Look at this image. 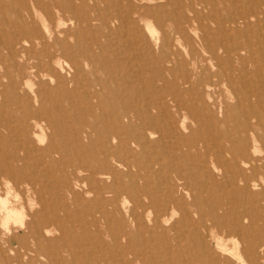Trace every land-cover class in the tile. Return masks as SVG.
Returning <instances> with one entry per match:
<instances>
[{"label": "rangeland", "instance_id": "obj_1", "mask_svg": "<svg viewBox=\"0 0 264 264\" xmlns=\"http://www.w3.org/2000/svg\"><path fill=\"white\" fill-rule=\"evenodd\" d=\"M146 2L152 3L154 1H146ZM21 3H30V2H29V0H0V39H1V41H0V92H1L0 93L1 94L0 95V104H3L2 106H0V124L3 122H8L10 127L13 126L11 128V131H9L7 133H6L5 128L0 127V133L1 134L3 132L5 133L2 135L0 134V153H3L7 156L9 155L8 157H10L12 155L14 157H17V159L16 158L11 159V157H10L9 158L10 160H8V161L0 160V161H2V162H0V166L5 167V168L7 167L8 172L11 175L12 179L17 178L18 176L21 179H22V177L23 178L24 177L29 178L31 181L34 182L36 188L38 189V191L40 193L37 194L38 196L36 195V193H33V192H31L32 194L29 193L28 196L26 193H25L26 195H23L21 189H19L17 187H11L10 188L11 190L9 189V192L6 193V190L8 189V187L4 185L5 180H3V178L0 175V185H1L0 186V197L3 199L4 198L8 199V202L10 204L16 203L15 206H17L16 212H17V216H18L17 219H15L12 216L7 218L4 216V212L2 211V208L0 207L1 208L0 209V264H23V263L29 264V260H30L31 264H41V263L42 264H47V263L48 264H52V263L53 264H62V263L63 264H77V263L78 264H102V263L103 264H109V263L110 264H131V263H133V264H137V263L138 264H145V263L146 264H151V263L152 264H168V263L171 264L170 262H172V259H173L172 264H177V263L178 264H189V263L195 264V260H196V262H198L196 264H202V263L203 264H214V262L212 261L213 258H217L220 261H222L225 258L229 257L228 253L219 251L218 247L216 246L215 240L213 238L208 237V236H203V234H204V233H202V232H204V230L202 229L203 227L200 226V224L198 223V220H197L198 218H197V216L193 215L194 212L192 210L195 211L196 208L198 209V207H201L200 210H203V211L206 210L205 212H203V211L202 212L207 217V214L210 211L208 209H210L212 205L215 206V205H217V203L219 204V202L225 203L224 201H228V203L227 202L225 203V206H228L232 213L236 212V210H244V208L246 207V202L248 201L247 193L243 192L242 189L240 188V186H237V185H231L229 187L224 185V187L223 186L217 187L215 185L214 180H217L218 182L222 181L223 177L221 175V172H216L215 176H213L212 180H211V178L208 176V171H207V169H209V168L204 167L203 165H199L200 161H198L196 158L201 157V155L204 152L203 147H202L203 141H202V139H200L201 135H204L206 138H211L213 136L218 141L220 139L223 140L224 136H221L219 134V130L223 128V131H224L227 128V124L230 127H233L235 125V120L234 119L232 120V117L227 120L228 121L227 124L222 123V120L225 118L224 114H225L227 105L230 107H231V105L232 106L236 105L239 102L238 99L253 101L256 99V97H257V99H258V97L264 98V78L262 81V79H261L262 77L258 78L254 74H252V72H254L255 70H259L262 74H264V66L261 64L256 66L254 64L249 63V65L247 66V68L250 72L248 77H247L248 80L247 81H235V84L232 86V89H233L232 97H230L231 96L230 91H229L230 88L228 89V87L224 86V85L219 86L216 89V91H213L211 89L207 90V89H205V87L203 85H200V86L195 85V87L193 88L190 85V83H186L184 81H179V77L181 76V73L185 72L186 67L187 68L190 67L189 63L186 66L184 65V67H182V66L179 67L180 70L177 69L174 73H170L169 70H166L165 68H167V69L171 68L172 66L175 65L176 61L175 60L170 61V59L167 57L166 54H164L163 59L160 61V63L157 62L158 63L157 64L155 61L156 57L154 55H152L151 53L146 52L145 54H141L140 50H138L137 53H135V55H134V57L137 60L134 59V60H131V62L129 60V54L130 53H128V52L124 53L125 55L122 54V52L119 53L120 51L118 49V46L120 47V42L122 39L121 35H126V30H125V28H122L123 29L122 30L121 27H118L119 25H118V22H116V21L110 22V24H108V27L103 26L104 28L106 27L105 28L106 30L102 29L103 27L100 25L99 22L92 21L90 24H88L89 26L86 29V31H83V33H82L83 35H81V37H78L76 39H74L72 37L71 46L66 48V51H64V52L63 51L61 52V50L57 46H55L56 44H54V42L51 39L49 41L44 40L42 43L34 45L30 50L27 48V46L26 47L24 46V48H27V49H24V48H21V46L19 44L13 43V41L15 40V37L13 34L14 26H13V24H11L12 21L14 20L13 16H15L14 11L17 8V6L20 5ZM226 4H227L226 5L227 7L230 6V4L228 2H226ZM15 6H16V8H14ZM12 9H13V11H12ZM10 11H12V13L14 12V14L12 15V13ZM38 13H39V11H38ZM11 19H12V21H11ZM67 24L60 26V30L67 29V27L74 28V26H75V24H73V23L72 24L67 23ZM115 24L117 27H115ZM143 26H144V23L141 22V27H143ZM155 28H157V27H155ZM112 30H114V31H112ZM156 30H157V32H159L158 29H156ZM107 31L109 32V34L107 33ZM167 33H169L168 30H167ZM3 34H4V36H3ZM119 34H120V36H119ZM96 36H98V37L96 38ZM140 38L138 39L137 44L142 43L143 38H141V39ZM108 39L111 42L110 44H109ZM48 43H49V45H48ZM50 43L52 45H50ZM100 43H102V44L100 45ZM115 43H116V45H114ZM47 45H48V47H47ZM110 45L112 46L111 48H110ZM102 47L104 48L105 52L103 51ZM115 48H116V51H115ZM262 48L264 49V45H262ZM38 49L40 52L38 51ZM46 49L49 51H47ZM83 49H86L87 52L89 54H91L90 58H87V56L84 55ZM112 49H114V50H112ZM263 49H260V51L257 52L258 56L263 55L262 54ZM2 50H4V51H2ZM81 50H82V52H81ZM99 50H100V52H99ZM19 51H21V52H19ZM59 53H60V55H59ZM241 53H242V55H248V53H245L244 51ZM51 54L60 56V61L66 62V63H63L62 66H59L58 64L51 63L50 61L47 62L46 57H47V55L50 56ZM61 54H62V56H61ZM136 54H137V57H136ZM157 54L160 55V53L156 50V55ZM36 55L42 57V61L45 62L44 66L40 67L37 65L38 61L35 60L36 58H33V56L36 57ZM114 55H116V56H114ZM23 56H25V57H23ZM145 57H146V59H145ZM19 58H21L22 60ZM118 59H119V61H118ZM147 59H148V63H147ZM32 61H35L36 63L35 62L32 63ZM10 63H12V64L14 63V64L12 65ZM34 63L36 64V66ZM19 64L20 65L22 64V66H20ZM105 64H108V67ZM263 64H264V62H263ZM50 65H51V67H50ZM64 65H65V67H64ZM117 65H118V67H117ZM76 66H78V67H76ZM11 67H13V68H11ZM72 67H74V68H72ZM162 67H164V69ZM129 68H130V70H129ZM159 68L162 71H159ZM31 69H35L36 71L35 70L31 71ZM73 69H75V73H74ZM108 69H110V70H108ZM111 69H113V70H111ZM117 70H118L119 74L117 73ZM137 71H138V73H137ZM41 73H42V76H41ZM51 73H53V75ZM66 73H67V75H66ZM159 73H162V75L157 76V74H159ZM232 73L236 77L241 76L239 71H233ZM229 74H231L230 69L225 68L224 75H229ZM64 76L65 77L69 76V77L66 79ZM73 76H74V78H73ZM131 76H133V77H131ZM163 76H164V80L161 79V78H163ZM118 79H119V81H118ZM52 80H53V82H52ZM21 81H23L22 84H21ZM45 81L47 82L48 85L46 84ZM9 82H11V83H9ZM8 83L10 85H8ZM67 83L69 85H67ZM55 84H56V87H55ZM66 87L68 89H66ZM71 87L75 88V90L72 89ZM11 88H13V89H11ZM33 88H34V90H33ZM9 89H11V90H9ZM94 89H95V91H94ZM2 93H4V94H2ZM130 93H132V94H130ZM127 94H128V96H127ZM129 94H130V96H129ZM135 94L138 95L136 97L137 99L133 98L136 96ZM132 95H133V97H132ZM37 97H38V99H37ZM85 98H87V99H85ZM129 98H130V100H129ZM96 99L97 100L105 99L108 103L113 104V108L115 110H125L130 114V117L128 119L127 118H125V119L121 118V121L118 123V125H121L120 129L123 130V128H124L125 131L127 130L124 133V137L126 136V133H127V135L131 136L132 133L137 131L139 129V126H137L138 123H140V124L146 123L147 125H150L151 127H153L152 125H154V127L151 128L148 126L151 129H147L146 131L140 130V131H142V133L144 132L143 134H145V135H143L144 137L141 139L140 143L137 142V144H136V142H132V143L131 142H125L122 145V144H118L116 141H112V143L109 144V146H110L109 149H110V152L112 151L113 157H115V159L113 158L110 165L114 163L115 169H114V165H111V166L109 165L108 166L109 168L106 169L107 172L105 174H102L103 176L100 174L99 175L95 174L94 176L89 178L90 177V176H88L89 172H87L86 169H88V165L90 164V161L92 164V159H93L92 157H95L96 153L99 152L98 149L100 150V148H101V146L99 145L100 140L94 136L95 135L94 132H92L93 136L91 135V139L89 138L90 140L85 138L84 135L80 134L81 132H79L80 131L79 130V124L76 123L75 121L78 119H81V121L83 123H85L86 125L90 124L89 122L91 119V117H90L91 114L90 115H88V114L89 113H97V114L100 113V111L94 107V105L97 101ZM10 100H11V102H10ZM40 100H41V102H40ZM76 100H78V101H76ZM219 101H220V104H219ZM135 102H136V104H135ZM124 103H126V104H124ZM142 104H146V105H142ZM176 104H177V106H176ZM204 104H206L208 106V109H209L208 114L205 113L202 109V106ZM55 106H57L56 107L57 110H56ZM156 106H158L159 109H157ZM260 106L261 107L259 109H261L263 107L261 104H260ZM131 107H133V108H131ZM136 109L140 112H137ZM33 110L35 113L33 112ZM191 110H192V112H191ZM7 111H8V113H7ZM72 111H74V112H72ZM30 112L32 113V115L30 114ZM56 112H57V115H56ZM41 113H42V116L49 117L52 119L57 118L56 120H61V121L63 119V121H62V122H64L63 127L66 125L64 127L65 130L63 128V131H60L61 133H59V132H53L52 133V131L50 129H46V130H44V133L42 135L38 136L36 134H32L29 127L27 128V126H29V122H30L28 117L30 115L31 116H35L38 114L41 115ZM135 113H137V115H136L137 117L135 116ZM7 115L10 119H8V117L6 118ZM48 115H51V116H48ZM64 115L67 118L64 117ZM72 115H73V117H72L73 119L70 118ZM196 115H198V116H196ZM219 115H221V116H219ZM15 116H16V118H15ZM167 116H168V118H167ZM180 116H182L184 118H182ZM19 117H20V119H19ZM53 117H55V118H53ZM132 117H134V118H132ZM25 118L27 120H25ZM136 118L137 119L140 118L139 121ZM180 118H181V120H180ZM146 119H147V121H146ZM172 119L174 121H176V124L178 125L177 130L170 126V121ZM9 120H11V121H9ZM21 120H22V122H21ZM64 120L67 121L68 125L66 124V122ZM70 121H71V123H70ZM84 121H87V122H84ZM180 121H182V122H180ZM25 123H27V124H25ZM92 123H91V125H94L95 123H97V120H93ZM128 123H129V125L130 124L131 125L129 126ZM149 123H151V124H149ZM156 125H158L159 127ZM222 125H224V126L222 127ZM14 127H16V128H14ZM69 127L72 128V130ZM66 130H67L68 136H67ZM17 131H18V133H17ZM50 131L52 134H50ZM73 132H75V134ZM29 133L32 135H30ZM57 133L60 136L59 138H58V135H56ZM175 133H176V135H175ZM25 134L28 137H26ZM49 134L52 136H50ZM65 134H66V136H65ZM47 135H48V137H47ZM29 136H31V137L29 138ZM4 137H6V138H4ZM65 137H66V139H64ZM81 137H83V138H81ZM24 138L25 139L29 138L30 139V141L28 140L29 143H31L32 139L34 141V139L36 138L35 140L38 144L35 145L36 143L35 142L33 143V141H32L33 145L31 146L32 143L29 144L27 141L28 144L26 143V145H25L24 143H22V141H25ZM50 138L52 141L50 140ZM62 138L64 140H67V143L64 140L62 141ZM95 138H96V140H95ZM149 138H150V140H149ZM4 139H6V140L4 141ZM45 139H46V141H45ZM9 140H10V142H9ZM73 140L75 143L74 142L71 143ZM75 140L76 141L78 140V141L76 142ZM189 140H193L194 143L198 144V148H192V147L187 148V146L184 145L183 142L184 141L188 142ZM48 141H50V143ZM57 142H58V144H57ZM63 142H64V144H63ZM86 142H87V144H85ZM80 143H82V144H80ZM113 143H115V144H113ZM39 144H41V145H39ZM46 144H48V145L51 144V145L47 146ZM66 144H67V146L65 147ZM89 144L91 147L89 146ZM140 144H141V146H140ZM52 145H54L55 147ZM59 145H60V148H59ZM61 145H62V147H61ZM111 145H112V147H111ZM51 146H52V148H51ZM70 146L71 147L73 146L74 150H73V147L70 148ZM75 146L77 147V150L75 149L76 148ZM93 146H94V149L92 148ZM133 146H135L134 150H133ZM143 146H145V147H143ZM39 147H41V148H39ZM116 147H117V149H120V150H117ZM126 148L129 150H127ZM130 148H132V149H130ZM114 149L117 150V153ZM53 150H56V151L54 152ZM59 151H60V153H59ZM84 151H87V152H84ZM118 151H119V153H118ZM120 151H121V154H120ZM127 151L130 153H128ZM43 152H45V154ZM63 152H65V153H63ZM72 152H74L76 154L73 155L74 153L72 154ZM82 153L85 157L83 155H81V157H80L79 154H82ZM48 154L49 155L51 154L50 155L51 157L50 156L48 157ZM56 154L58 155V158H57ZM128 154H129V156H128ZM77 155L79 156V158ZM131 155H133V156H131ZM31 156L33 157V160H32ZM82 156H83V158H82ZM97 156L100 157L101 155H99V153H97ZM153 156H157V157L154 158ZM55 157H56V161L53 160V159H55ZM41 158L43 161L41 160ZM60 158L61 159L63 158V159L61 160ZM49 159L51 160L52 163L50 162ZM57 159H58V161H57ZM66 159H68V160H66ZM79 159H81V160H79ZM88 159H90V160H88ZM36 160H39V161H36ZM44 160H47V161L44 162ZM154 160L157 161L156 162V163H158L157 165H155ZM20 161H23V162L20 163ZM53 161H54V163H53ZM71 161H73V162H71ZM56 162L57 163L59 162L60 164L59 163L57 164ZM79 162L82 164H80ZM120 162L122 163V167H121ZM150 162H152V163L150 164ZM10 163H13V164L9 165ZM28 163H29V165H28ZM84 163H86V164H84ZM153 163L155 166L153 165ZM20 164L22 165V167ZM41 164H43L44 166H42ZM55 164H57L56 168H55V166H56ZM119 164H120V166H118ZM123 164H125V165L127 164V165L123 166ZM196 164H197V166H196ZM18 165H19V170L20 169L23 170V171L20 170V173H19V170L16 169V168H18ZM175 165H176V167H175ZM9 166H10V168H9ZM80 166L82 169L79 168ZM112 166H113V168H112ZM147 166H148V168H147ZM163 166H165V167H163ZM171 166H173V167H171ZM43 167H44V170H43ZM47 167H48V169H47ZM72 167H75V169ZM76 168H77V170H76ZM116 168H118V169L116 170ZM153 168H154V170H152ZM189 168H190V170H189ZM167 169L170 172L167 171ZM64 170H65V173H63ZM70 170H72V171L70 172ZM78 170H80V171H78ZM108 170H109V172H108ZM112 170H113V172H112ZM114 170L116 172H114ZM177 170H178V172L176 173ZM31 171L34 172L35 175ZM75 171H76V174H75ZM17 172H18V174H16ZM22 172H24V173H22ZM44 172H46V174ZM80 172H83V173H80ZM84 172L86 174H84ZM117 172L119 175L117 174ZM43 173H44V175H43ZM51 173H54V175ZM59 173H61V174H59ZM79 173H80V175H79ZM160 173H161V175H160ZM184 173H186L188 175L187 180H188V184H189L191 189H189L186 192L179 191L178 193H175V195L179 199H181L182 197L185 199V200L181 199L182 201L180 200V203L184 207H186V205L188 204L187 208H189L190 210L192 208L191 212H192L193 216H191V219H192L191 224L193 222L195 224H192L190 228L196 227L195 229L196 230L198 229L197 230L198 233H200L204 237L203 240L202 239L199 240L197 237H196L197 238L196 239L192 233L190 235L189 225L187 222L185 223L183 221L181 212L178 211V209L177 210L175 209V212L172 214L167 213L165 216L160 215L162 213L161 208H162V205L165 203L166 197H169L170 194L172 195V193H170V192H172L171 189L175 188V186L177 185V182L175 179L178 176H184ZM190 173L193 175L191 176ZM12 174H14V175H12ZM50 174L53 176V178ZM165 174H168V175H165ZM16 175H17V177H16ZM55 175H56V178H55ZM148 175L149 176L151 175V177H149ZM152 175H154V176H152ZM36 176H38V178ZM57 176H58V178H57ZM71 176H75V177L71 178ZM95 176L96 177L100 176V178L99 177L96 178ZM19 177H18V179H20ZM33 177L36 178V179L34 178L36 182L34 180H32ZM76 177H77V179H75ZM161 178L164 179L165 181L164 180L162 181ZM53 179L55 181H53ZM66 179L68 180V182H63ZM78 179H80V180H78ZM156 179H157V181H156ZM194 179H195V181H194ZM180 180H181L180 182H186L185 181L186 179L185 180L180 179ZM82 181L83 182L85 181V182L83 183ZM193 181H194V183H193ZM61 182L66 183L69 186L68 185L65 186V184H62ZM79 182H82L81 183L82 185ZM96 182L97 183L99 182L98 185ZM199 182H202V184L200 183L201 185H199ZM57 183H58V186H57ZM101 183H103V184H101ZM162 183L165 185H162ZM55 184H56V186H55ZM195 184H196V186H195ZM52 185L54 186V188ZM61 185H63V186H61ZM158 185H160V186H158ZM77 186H78V188H77ZM202 186L204 188H202ZM48 187H49V189H48ZM62 187H64L65 189L64 188L62 189ZM162 187L163 188L165 187V188L163 189ZM258 187L259 188L255 187L254 189L251 190L252 192H256V197L258 196V191L261 189V186H258ZM46 188L48 189L47 191H46ZM67 188L68 189L71 188L69 190L70 192L68 191ZM101 188H103V189H101ZM122 188L125 191H123ZM236 188H237V190H236ZM44 189H45V191H44ZM72 189H73V191H71ZM196 189H197V191H195ZM84 190H86V192ZM156 190L157 191L159 190L158 191L159 193ZM207 190H208V192H207ZM141 191H142V193H141ZM151 191L152 192L156 191V193L155 192L152 193ZM161 191H163V192H161ZM214 191H216V193ZM115 192H117L116 195H115ZM123 192L125 194H123ZM128 192L129 193L131 192L132 194L129 195ZM72 193H74V194H72ZM40 194H42V195L40 196ZM107 194H110V195H107ZM148 194L150 195V197ZM234 194H236V195L234 196ZM20 195H21V197L19 198ZM43 195H44V199H43ZM72 195H73V197H72ZM143 195L146 197H144ZM121 196H122V198H121ZM158 196L160 198H163V199L160 200V198ZM190 196L192 198L193 197L194 198L192 199ZM36 197L39 198V199L37 198V200L39 202H40V200H44V207L42 208V210L40 209V204L36 203V202H38L35 199ZM116 197L118 198V200L116 199ZM217 197H221V200H220V198H217ZM12 198H14V199H12ZM114 198H115V200H114ZM152 198L155 202L152 200ZM19 200H21V201H19ZM29 200H31V201H29ZM183 200L186 202V204L182 203ZM197 200L199 202H197ZM229 200L231 201V203ZM56 201H58L57 202L58 204L56 203ZM59 201H61V202H59ZM121 201H122V203H121ZM151 201H153V202L151 203ZM27 202L29 203V205ZM30 202H31V204H30ZM137 202L140 204V206H139V204H137ZM142 202H143V204H142ZM65 203L67 205H64ZM200 203H202V204H200ZM1 204L2 203L0 201V206H1ZM53 204H56V205H53ZM59 204H60V206H59ZM151 204H152V206H151ZM156 205H157V207H156ZM182 205H181V207H182ZM191 205L193 207H191ZM50 206L53 208H51ZM233 206H234L235 210H233ZM236 206H237V208H236ZM48 207L51 210H49ZM150 207H151V210H150ZM144 208H145V211H144ZM146 208L148 209V211ZM155 208H157V209H155ZM125 209H127V210H125ZM37 210L44 212V213L43 214L38 213V214H35V216H34V211L36 213ZM30 211H31V213H30ZM51 211H53V212H51ZM219 212L221 213L222 210H219ZM50 213L52 215V218L50 217ZM52 213H54V214H52ZM65 213H66V215H65ZM27 214H29V216ZM56 214H57V216L58 215L59 216L55 217ZM141 214H142L143 220L141 219L139 221V219L141 217L139 215H141ZM42 215H44V218L42 217ZM63 215H65L66 217ZM119 215L121 217H118ZM154 215L155 216L157 215V216L155 217ZM124 216L126 217V219ZM137 216H139L138 217L139 219H137ZM174 216H175V218H174ZM35 217H37L39 222H40V218H41V222L39 223L37 221V219H35ZM62 217H64V218H62ZM193 217H194V219H193ZM29 218H31L30 219L31 221L29 220ZM45 218H47L49 220L53 219V218L54 219L50 220V222L48 221V223L46 224ZM100 218H102V219H100ZM121 218L123 220L125 219L126 221L124 220V222H122L123 220ZM179 218H181V219H179ZM120 219L122 220L121 222H120ZM25 220L26 221L28 220L27 223ZM173 220H175V223ZM19 221H22L23 223L20 224ZM129 221H130V223H129ZM131 221H133V222H131ZM135 221H138V223L140 225L137 222L135 223ZM196 221H197V223H196ZM158 222H160V223H158ZM147 223H148V225H147ZM181 223H183L184 225ZM50 224L52 225L51 228H49ZM57 224H59V225H57ZM30 225H32V226L30 227ZM46 225L48 227H46ZM135 225L136 226L138 225V226L135 227ZM169 225H171V226H169ZM173 225H175V228ZM182 225H183L184 229H183ZM56 226H58V227H56ZM115 226L117 229L115 228ZM142 226H143V228L145 227V229L139 228ZM164 226L166 228L161 230V228H164ZM178 226L181 227V228L179 227L180 230L177 228ZM41 227H43L44 229ZM121 227L123 229H120ZM169 227H170V229H169ZM171 227H172V229H171ZM54 228L57 229V231L53 230ZM146 228H147V230H146ZM156 228H158V229H156ZM96 229H97V231H95ZM108 229L110 231H108ZM200 229H201V231H200ZM124 230L127 232L126 234L124 233L125 232ZM155 230H156V232H155ZM168 230H170V231H168ZM113 231H115V232L117 231L118 233L116 232L117 233L116 234ZM179 231H180V233H179ZM104 232L106 233L105 235L103 234ZM146 232H149V233L146 234ZM152 232H153V234H152ZM163 232L166 234V236ZM111 233L113 235L119 236L117 238L118 241L116 240L118 242V244L115 243L116 241L112 240L113 238H111L112 236H110V235H112ZM173 233H175V234H173ZM101 234L104 236H102ZM150 234L152 237L150 236ZM160 234L162 237L160 236ZM168 234H170V236ZM187 234H189V235H187ZM123 235H125V236H123ZM167 235L170 238L167 237ZM173 236L174 237L180 236L179 237L180 238V241H179L180 245H182V247H184L186 245L185 246L186 250L189 249L188 253L190 255H188L187 252H186V254L184 253L183 255H181L185 261H182L183 259L181 261L179 260V259H181L180 258L181 256L179 257V255L175 252V247L173 248L174 245L169 246V249H168L169 251L171 249H173L170 251V256L168 254L169 251H167V250L164 251V248H163L164 245L163 244H166L167 240H168V242L172 243L171 240L174 238ZM121 237L124 239H122ZM142 237H143V239H142ZM157 237H160V238H157ZM165 237H166V239H165ZM101 238L103 240H101ZM125 238H126V240H125ZM152 238H154V240ZM182 238L186 239L187 241L183 240ZM192 238L194 240H192ZM131 239H133V240H131ZM195 239H196V241H195ZM103 241H106V243H103ZM143 241L145 244L143 243ZM188 241L191 244H189ZM154 242H156V243H154ZM158 242H160V243H158ZM99 243H100V245H99ZM109 243H110V245H109ZM120 243H121V245H120ZM184 243H186V244H184ZM203 243H206V244H203ZM103 244H105V245L107 244V247ZM158 244H160L161 246ZM196 244H198V246ZM208 244H210V245H208ZM111 245H112L113 249H112ZM122 245H123V247H122ZM150 245H152V246H150ZM95 246H97L98 248H96ZM100 246L102 247V249H100L101 248ZM124 246L126 247V249L124 248ZM187 246L189 248H187ZM193 246H195V247H193ZM231 246H232V242L227 243L228 248H230ZM61 247H62V249H61ZM63 248H65V249H63ZM67 248H68V251H67ZM132 249H134V250H132ZM64 250L66 251L65 253H64ZM103 250H105V251H103ZM113 250L114 251L117 250V251L113 252ZM129 250H131L133 253H135V252L139 253L140 258L132 257V255L129 253ZM212 250H214V251H212ZM45 251H46V253H45ZM52 251L53 252L55 251L54 252L55 254ZM157 251H159V253ZM217 251L221 252V253H218ZM47 252H48V254H47ZM57 252H59V253H57ZM127 252H128V254H126ZM164 252H166L167 254ZM214 252H217V253L213 254ZM41 253H43V254H41ZM225 253H226V255H223ZM58 254H59V256H58ZM124 254H126V255H124ZM172 254H175L173 256V258H172ZM208 254L210 255V257L208 256ZM118 255L122 260L118 257ZM193 255H194L195 259H194ZM199 255H201V256H199ZM99 256H101V257H99ZM102 256H104V257H102ZM141 256H143L144 260H142ZM165 256H166V258H165ZM168 256H169V258H168ZM124 257L126 258V260ZM148 257H150V258H148ZM175 257H176V259H175ZM211 257H213V258H211ZM45 258H47V259H45ZM100 258H103V259H100ZM192 258H193V260L191 261ZM138 259H140V260H138ZM177 259L179 260V262H177L178 261ZM135 260H136V262H135ZM169 260H170V262H169ZM174 260H177V261H174ZM188 260H190V261H188ZM32 261H33V263H32ZM140 261L141 262L145 261V262L141 263ZM199 261H202V263L201 262L199 263Z\"/></svg>", "mask_w": 264, "mask_h": 264}, {"label": "bare ground", "instance_id": "obj_2", "mask_svg": "<svg viewBox=\"0 0 264 264\" xmlns=\"http://www.w3.org/2000/svg\"><path fill=\"white\" fill-rule=\"evenodd\" d=\"M77 1V2H76ZM146 1H154L152 3H147ZM30 3H21L20 5L14 7L15 9V16L14 20L12 21L11 24H13L14 28H13V34L15 37V40L13 41V43L15 44H19L21 46V48H24V46L30 50L34 45L36 44H40L42 43L44 40H52L54 42V44H56L55 46H57L61 52L66 51V48H68L69 46H71L72 42V37L74 39L81 37V35H83V31H86V29L88 28V24H90L92 21H97L100 23V25L103 26H107L108 24H110V22H118V27L125 28L126 30V35H121L122 39L120 42V47L118 46L119 49V53L122 52V54L124 53H130L129 54V60L131 62V60L136 59L134 57L135 53H137L138 50H140L141 54H145L147 53H151L152 55H154L155 61L156 63L159 62L163 59L164 54L167 55V57L170 59V61L175 60L176 63L174 66H172L171 68L166 70H169L170 73H174L177 69L180 70L179 67H184V65L186 66L188 63L190 64V67H186V70L184 73H181V76L179 77V81H184L186 83H190V85L194 88L195 85L196 86H200L203 85L205 87V89L209 90H213L216 91V89L221 86H227L229 91H230V97H232L233 95V89L232 86L235 84V81H247V77L249 75V70L247 68V66L249 65V63L254 64L256 66L258 65H263L264 62V49L262 48V45H264V0H29ZM226 2H228L230 4L229 7H227ZM247 2V3H246ZM12 7V6H11ZM13 11V9H12ZM12 11H10L12 13ZM39 11V13H38ZM14 12L12 13V15L14 14ZM10 16V15H9ZM10 20V19H9ZM7 21V20H6ZM141 22L144 23V26L141 27ZM67 23L70 24H75L74 28L72 27H67V29H63L60 30V26L65 25ZM10 24V23H9ZM68 25V24H67ZM100 27V26H99ZM101 27V28H102ZM111 27V26H110ZM115 27L116 24H115ZM157 27V28H155ZM106 28V27H105ZM104 27L102 29L106 30ZM113 28V27H112ZM111 28V29H112ZM91 29V28H90ZM100 29V28H99ZM98 29V30H99ZM117 29V28H116ZM120 29V30H121ZM159 30V32H157V30ZM4 30V29H3ZM96 30V29H95ZM108 30V29H107ZM118 30V29H117ZM119 30V31H120ZM123 30V29H122ZM124 30V31H125ZM167 30L169 33H167ZM8 31V30H7ZM114 31V30H112ZM116 31V30H115ZM3 32V31H2ZM10 32V31H9ZM88 32V31H87ZM95 32V31H94ZM106 32V31H105ZM107 33L109 34V32L107 31ZM106 33V34H107ZM114 33V32H113ZM123 33V32H122ZM125 33V32H124ZM111 34V33H110ZM121 34V33H120ZM119 34V36H120ZM79 35V36H78ZM105 35V34H104ZM2 36V35H1ZM4 36V34H3ZM102 36V35H101ZM118 36V37H119ZM98 36H96L97 38ZM143 38V41L141 44H137V41L139 38ZM13 38V37H12ZM87 38V37H86ZM140 38V39H141ZM115 39V38H114ZM83 40V39H82ZM98 40V39H97ZM105 40V39H104ZM1 41V39H0ZM99 41V40H98ZM109 41V39H108ZM117 41V40H116ZM5 42V41H4ZM84 42V41H83ZM94 42V41H93ZM6 43V42H5ZM105 43V42H104ZM111 42L109 41V44ZM114 43V42H113ZM90 44V43H89ZM102 43H100L101 45ZM49 45V43H48ZM47 45V47H48ZM50 45H52L50 43ZM99 45V46H100ZM112 45V44H111ZM110 45V48L112 47ZM116 45V43L114 44ZM104 46V45H103ZM107 46V45H106ZM46 47V48H47ZM2 48V47H1ZM24 48V49H27ZM42 48V47H41ZM103 48V47H102ZM3 49V48H2ZM48 49V48H47ZM46 49V50H47ZM57 49V48H56ZM97 49V48H96ZM99 49V48H98ZM260 49H263L262 51V56H258V53L260 51ZM19 50V49H18ZM28 50V51H29ZM114 50V49H112ZM156 50L160 53L156 55ZM4 51V50H2ZM39 51V49H38ZM49 51V50H47ZM68 51V50H67ZM91 51V50H90ZM96 51V50H95ZM102 51V50H101ZM104 51V48H103ZM110 51V50H109ZM116 51V48H115ZM245 52L248 53V55H242L241 52ZM21 52V51H19ZM26 52V51H25ZM40 52V51H39ZM43 52V51H42ZM60 52V53H61ZM82 52V50H81ZM100 52V50H99ZM105 52V51H104ZM13 53V52H12ZM54 53V52H53ZM59 53V55H60ZM83 53L85 56H87V58L91 57V54H89L87 52L86 49H83ZM96 53V52H95ZM98 53V52H97ZM118 53V54H119ZM139 53V54H140ZM55 54V53H54ZM58 54V53H57ZM94 54V53H93ZM92 54V55H93ZM140 54V55H141ZM18 55V54H17ZM24 55V54H23ZM31 55V54H30ZM29 55V56H30ZM98 55V54H97ZM117 55V54H116ZM114 55V56H116ZM120 55V54H119ZM125 55V54H124ZM139 55V56H140ZM22 56V55H21ZM44 56V55H43ZM62 56V54H61ZM118 56V55H117ZM121 56V55H120ZM147 56V55H146ZM25 57V56H23ZM22 57V58H23ZM101 57V56H100ZM137 57V54H136ZM142 57V56H141ZM33 58H36L35 60H37L38 62V66L42 67L44 66V61H42V57L36 55V57L33 56ZM45 58V57H44ZM47 62L50 61L51 63L54 64H58L59 66H62L63 63L66 62H61L60 61V56L57 55H53L51 54L50 56L47 55ZM75 58V57H74ZM154 58V57H153ZM11 59V58H10ZM21 59V58H19ZM29 59V58H28ZM109 59V58H108ZM141 59V58H140ZM146 59V57H145ZM22 60V59H21ZM63 60V59H62ZM90 60V59H89ZM93 60V59H92ZM111 60V59H110ZM137 60V59H136ZM94 61V60H93ZM102 61V60H101ZM119 61V59H118ZM31 62V61H30ZM35 61H32V63ZM104 62V61H103ZM111 62V61H110ZM117 62V61H116ZM125 62V61H124ZM24 63V62H23ZM27 63V62H26ZM36 63V62H35ZM34 63V64H35ZM122 63V62H121ZM129 63V62H128ZM147 63H148V59H147ZM153 63V62H152ZM12 64V63H10ZM14 64V63H13ZM12 64V65H13ZM33 64V65H34ZM78 64V63H77ZM86 64V63H85ZM154 64V63H153ZM158 64V63H157ZM20 65V64H19ZM108 67V64H105ZM133 65V64H132ZM136 65V64H135ZM22 66V64L20 65ZM36 66V64H35ZM125 66V65H124ZM140 66V65H139ZM51 67V65H50ZM65 67V65H64ZM78 67V66H76ZM80 67V66H79ZM113 67V66H112ZM115 67V66H114ZM118 67V65H117ZM150 67V66H149ZM165 67V66H164ZM164 67H162L164 69ZM13 68V67H11ZM29 68V67H28ZM31 68V67H30ZM57 68V67H56ZM74 68V67H72ZM125 68V67H124ZM153 68V67H152ZM225 68H229L231 71V74L229 75H224V71ZM47 69V68H46ZM59 69V68H58ZM77 69V68H76ZM127 69V68H126ZM137 69V68H136ZM35 70V69H31ZM49 70V69H48ZM52 70V69H51ZM74 73H75V69ZM72 70V71H73ZM110 70V69H108ZM113 70V69H111ZM130 70V68H129ZM134 70V69H133ZM36 71V70H35ZM40 71V70H39ZM77 71V70H76ZM81 71V70H80ZM115 71V70H114ZM127 71V70H126ZM159 71H162L159 68ZM233 71H239L241 76L236 77L232 72ZM65 72V71H64ZM63 72V73H64ZM108 72V71H107ZM111 72V71H110ZM133 72V71H132ZM135 72V71H134ZM16 73V72H15ZM56 73V72H55ZM54 73V74H55ZM69 73V72H68ZM71 73V72H70ZM73 73V72H72ZM118 73V70H117ZM127 73V72H126ZM138 73V71H137ZM17 74V73H16ZM53 75V73H51ZM57 74V73H56ZM59 74V73H58ZM113 74V73H112ZM119 74V73H118ZM252 74H254L256 77H262V81L264 78V74H262L259 70H255L254 72H252ZM38 75V74H37ZM45 75V74H44ZM67 75V73H66ZM72 75V74H71ZM90 75V74H89ZM92 75V74H91ZM124 75V74H123ZM129 75V74H128ZM131 75V74H130ZM162 73L157 74V76H161ZM18 76V75H17ZM42 76V73H41ZM57 76V75H56ZM75 76V75H74ZM73 76V78H74ZM45 77V76H44ZM65 77V76H64ZM69 76L65 77L66 79ZM117 77V76H116ZM133 77V76H131ZM135 77V76H134ZM35 78V77H34ZM64 78V79H65ZM71 78V77H70ZM69 78V79H70ZM77 78V77H76ZM118 78V77H117ZM124 78V77H123ZM56 79V78H55ZM97 79V78H96ZM115 79V78H114ZM139 79V78H138ZM162 80H164V76L163 78H161ZM260 79V80H261ZM26 80V79H25ZM36 80V79H35ZM48 80V79H47ZM49 81V80H48ZM70 81V80H69ZM119 81V79H118ZM137 81V80H136ZM23 81H21L22 84ZM36 82V81H35ZM46 82V81H45ZM53 82V80H52ZM56 82V81H55ZM61 82V81H60ZM64 82V81H63ZM11 83V82H9ZM8 83V85H10ZM37 83V82H36ZM39 83V82H38ZM128 83V82H127ZM47 84V82H46ZM52 84V83H51ZM124 84V83H123ZM13 85V84H12ZM34 85V84H33ZM48 85V84H47ZM67 85H69L67 83ZM72 85V84H71ZM70 85V86H71ZM97 85V84H96ZM53 86V85H52ZM86 86V85H85ZM127 86V85H126ZM125 86V87H126ZM9 87V86H8ZM25 87V86H24ZM56 87V84H55ZM74 87V86H73ZM72 88V87H71ZM127 88V87H126ZM13 89V88H11ZM9 89V90H11ZM66 89H68L66 87ZM75 90V88H72ZM101 89V88H100ZM115 89V88H114ZM189 89V88H188ZM34 90V88H33ZM133 90V89H132ZM28 91V90H27ZM72 91V90H71ZM95 91V89H94ZM115 91V90H114ZM185 91V90H184ZM18 92V91H17ZM25 92V91H24ZM1 93V92H0ZM9 93V92H8ZM134 93V92H133ZM4 94V93H2ZM132 94V93H130ZM129 94V96H130ZM209 94V93H208ZM1 95V94H0ZM136 95V94H135ZM9 96V95H8ZM13 96V95H12ZM37 96V95H36ZM75 96V95H74ZM128 96V94H127ZM138 95H136L135 97H132L137 99ZM7 97V96H6ZM14 97V96H13ZM20 97V96H19ZM44 97V96H43ZM71 97V96H70ZM87 97V96H86ZM95 97V96H94ZM120 97V96H119ZM34 98V97H33ZM53 98V97H52ZM69 98V97H68ZM208 98V97H207ZM9 99V98H8ZM38 99V97H37ZM36 99V100H37ZM42 99V98H41ZM71 99V98H70ZM87 99V98H85ZM28 100V99H27ZM54 100V99H53ZM97 100V99H96ZM130 100V98H129ZM221 100V99H220ZM22 101V100H21ZM34 101V100H33ZM64 101V100H63ZM68 101V100H67ZM78 101V100H76ZM127 101V100H126ZM238 103L236 105H231L230 106H226V111H225V118L222 120V123L227 124L228 123V119L232 117V120H235V125L233 127L228 126L227 124V128L223 131V128L219 130V134L221 136H224L223 140H216L213 136V138H206L204 135H201L202 141H203V154L201 155V157L196 158L198 161H200L199 165H203L204 167H207L209 169H207L208 171V176L211 178L215 176L216 172H221L222 175V181L218 182L217 180L215 181V185L217 187H221L224 185L226 186H231V185H237L240 186V188L242 189L243 192L247 193V198L248 201L246 202V207L244 208V210H236V212L232 213L230 211V208L228 206H225V203L228 201H224L225 203H217V205L211 206L209 213L207 214V217L203 214V212H205L206 210H200L201 207H198V209L196 208V210H191L194 212L193 215L197 216V220L198 223L200 224V226H202L204 232L203 236H208L211 237L215 240L216 246L218 247L219 251L222 252H226L228 253L227 258H225L224 260L220 261L217 258H213V262L214 264H264V98L263 97H256L255 100L251 101V100H243V99H238ZM11 102V100H10ZM27 102V101H26ZM32 102V101H31ZM41 102V100H40ZM53 102V101H52ZM137 102V101H136ZM135 102V104H136ZM4 103V102H3ZM24 103V102H23ZM73 103V102H72ZM87 103V102H86ZM95 103V102H94ZM133 103V102H132ZM11 104V103H10ZM29 104V103H28ZM31 104V103H30ZM75 104V103H74ZM126 104V103H124ZM220 104V101H219ZM245 104V105H244ZM260 104L263 106L261 109H259L261 106ZM3 104H0V106H2ZM77 105V104H76ZM89 105V104H88ZM132 105V104H131ZM142 105H146V104H142ZM150 105V104H149ZM148 105V106H149ZM9 106V105H8ZM49 106V105H48ZM61 106V105H60ZM67 106V105H66ZM134 106V105H133ZM177 106V104H176ZM200 106V105H199ZM57 106H55L56 108ZM95 108H97L100 113H89L88 115H90L91 119H90V124L86 125L85 123H83L81 121V119L76 120L75 122L79 124V132H81L80 134L84 135L85 138L87 139H91V135L93 136L92 132L95 133V137L98 138L100 140V150L98 149L99 155H101L100 157L96 156L92 157V164L90 161V164L88 165V169L87 172H89L90 176L89 178H91L92 176H94L95 174L97 175H102L105 174L107 172V168H109L108 166L110 165L111 161L113 160V158L115 159V157H113L112 151L110 152L109 149V144L112 143V141H116L118 144H122L125 142H137L140 143L141 139L144 137L142 133V131H146L147 129H151L154 127V125H152L153 127H151L150 125H147L145 122V124H140L138 123L137 126H139V129L137 131H135L134 133H132V135H127L124 137V133L127 131H125V129L123 128L120 129L121 125H118V123L121 121V118H129L130 114L125 111V110H115L113 108V104L108 103L105 99H99L96 101ZM120 107V106H119ZM128 107V106H127ZM145 107V106H144ZM143 107V108H144ZM155 107V106H154ZM157 109H159L158 106H156ZM133 108V107H131ZM219 108V107H218ZM221 108V107H220ZM10 109V108H9ZM17 109V108H16ZM135 109V108H134ZM145 109V108H144ZM147 109V108H146ZM202 109L205 113L208 114L209 109L208 106L206 104H204L202 106ZM57 110V108H56ZM130 110V109H129ZM132 110V109H131ZM137 110V109H136ZM135 110V111H136ZM47 111V110H46ZM61 111V110H60ZM89 111V110H88ZM134 111V110H133ZM147 111V110H146ZM154 111V110H153ZM188 111V110H187ZM34 112V110H33ZM58 112V111H57ZM56 112V115H57ZM74 112V111H72ZM97 112V111H96ZM137 112H140L137 110ZM192 112V110H191ZM190 112V113H191ZM8 113V111H7ZM12 113V112H11ZM22 113V112H21ZM35 113V112H34ZM38 113V112H37ZM36 113V114H37ZM61 113V112H60ZM64 113V112H63ZM13 114V113H12ZM30 114L32 115V113L30 112ZM54 114V113H53ZM74 114V113H73ZM180 114V113H179ZM212 114V113H211ZM16 115V114H15ZM19 115V114H18ZM29 116L28 119L30 120L29 122V126H27V128L29 127V129L31 130L32 134H36V135H42L44 133V130L46 129H50L53 132H59L63 131V119L61 120H56L49 118V117H45L41 115H35V116ZM137 115V113H135V116ZM51 116V115H48ZM70 116V115H69ZM139 116V115H138ZM173 116V115H172ZM177 116V115H176ZM198 116V115H196ZM221 116V115H219ZM8 117V115L6 116V118ZM12 117V116H11ZM64 117H66L64 115ZM73 115L70 117L72 118ZM137 117V116H136ZM157 117V116H156ZM182 117V116H180ZM209 117V116H208ZM16 118V116H15ZM67 118V117H66ZM134 118V117H132ZM168 118V116H167ZM166 118V119H167ZM173 118V117H172ZM184 118V117H182ZM194 118V117H193ZM8 119H10L8 117ZM20 119V117H19ZM65 119V118H64ZM73 119V118H72ZM137 119V118H136ZM140 119V118H139ZM139 119H137L139 121ZM25 120H27L25 118ZM67 120V119H66ZM75 120V119H74ZM85 120V119H84ZM93 120H97V123H95L94 125H91V123L93 122ZM181 120V118H180ZM11 121V120H9ZM65 121V120H64ZM128 121V120H127ZM131 121V120H130ZM147 121V119H146ZM152 121V120H151ZM184 121V120H183ZM22 122V120H21ZM27 122V121H26ZM66 124L68 125L67 121H65ZM87 122V121H84ZM134 122V121H133ZM153 122V121H152ZM169 122V121H168ZM182 122V121H180ZM179 122V123H180ZM28 123V122H27ZM25 123V124H27ZM71 123V121H70ZM73 123V122H72ZM88 124V123H87ZM93 124V123H92ZM126 124V123H125ZM151 124V123H149ZM182 124V123H181ZM184 124V123H183ZM129 125V123H128ZM131 125V124H130ZM129 125V126H130ZM233 125V124H232ZM231 125V126H232ZM18 126V125H17ZM151 128H149V127ZM158 126V125H156ZM170 126L174 129L177 130L178 125L176 124V121H174L173 119L170 121ZM183 126V125H182ZM224 125H222L223 127ZM0 127L5 128L6 129V133L11 131V128L9 126L8 122H3L0 124ZM135 127V126H134ZM148 127V128H147ZM159 127V126H158ZM157 127V128H158ZM184 127V126H183ZM212 127V126H211ZM16 128V127H14ZM13 128V129H14ZM23 128V127H22ZM26 128V127H25ZM70 128V127H69ZM68 128V129H69ZM185 128V127H184ZM12 129V130H13ZM67 129V130H68ZM72 130V128H70ZM69 129V130H70ZM131 129V128H130ZM135 129V128H134ZM159 129V128H158ZM2 130V129H1ZM4 130V129H3ZM65 130V128H64ZM66 130V133H67ZM70 130V131H71ZM172 130V129H171ZM175 130V131H176ZM50 131V134H52ZM77 131V132H78ZM133 131V130H132ZM158 131V130H157ZM29 132V131H28ZM150 132V131H149ZM18 133V131H17ZM75 134V132H73ZM130 133V132H129ZM146 133V132H145ZM217 133V132H216ZM1 134V133H0ZM2 134H5L4 132ZM1 134V135H2ZM30 134V133H29ZM30 134V135H32ZM47 134V133H46ZM49 134V135H50ZM72 134V133H71ZM149 134V133H148ZM180 134V133H179ZM58 135V133L56 134ZM64 135V134H63ZM62 135V136H63ZM70 135V134H69ZM176 135V133H175ZM218 135V134H217ZM26 137H28L25 134ZM52 136V135H50ZM66 136V134H65ZM68 136V133H67ZM147 136V135H146ZM31 136H29L30 138ZM33 137V136H32ZM48 137V135H47ZM60 136L58 135V138ZM72 137V136H71ZM148 137V136H147ZM146 137V138H147ZM6 138V137H4ZM25 139V141H22V143H24L26 145L27 141L30 139ZM34 138V137H33ZM46 138V137H45ZM75 138V137H74ZM83 138V137H81ZM95 138V140H96ZM36 139V138H35ZM32 139L33 143L35 142L37 145L38 143L36 142V140ZM55 139V138H54ZM57 139V138H56ZM66 139V137L64 138ZM62 138V141L64 140ZM70 139V138H69ZM72 139V138H71ZM79 139V138H78ZM89 139V140H90ZM97 139V140H98ZM6 139H4L5 141ZM16 140V139H15ZM51 140V138H50ZM61 140V139H60ZM146 140V139H145ZM150 140V138H149ZM182 140V139H181ZM8 141V140H7ZM28 141V143H29ZM31 141V143H32ZM46 141V139H45ZM52 141V140H51ZM67 143V140H64ZM76 141V140H75ZM78 141V140H77ZM76 141V142H77ZM177 141V140H176ZM10 142V140H9ZM21 142V141H20ZM50 143V141H48ZM71 142V141H70ZM74 140L71 142L73 143ZM82 142V141H81ZM98 142V141H97ZM148 142V141H147ZM27 143V144H28ZM29 143V144H31ZM33 143L31 144V146L33 145ZM75 143V142H74ZM84 143V142H83ZM152 143V142H151ZM184 145L188 147H192V148H198V144L194 143L193 140H189L188 142L184 141L183 142ZM54 144V143H53ZM58 144V142H57ZM64 144V142H63ZM82 144V143H80ZM87 144V142L85 143ZM97 144V143H96ZM115 144V143H113ZM112 144V145H113ZM128 144V143H127ZM4 145V144H3ZM41 145V144H39ZM38 145V146H39ZM47 146H50L51 144H46ZM76 145V144H75ZM92 145V144H91ZM98 145V146H99ZM111 145V147H112ZM129 145V144H128ZM154 145V144H153ZM54 146V145H52ZM51 146V148H52ZM67 146V144L65 145V147ZM69 146V145H68ZM78 146V145H77ZM86 146V145H85ZM90 146V144H89ZM99 146V147H100ZM114 146V145H113ZM127 146V145H126ZM130 146V145H129ZM141 146V144H140ZM152 146V145H151ZM17 147V146H16ZM26 147V146H25ZM42 147V146H41ZM39 147V148H41ZM44 147V146H43ZM55 147V146H54ZM53 147V148H54ZM62 147V145H61ZM73 147V146H72ZM70 146V148H72ZM76 147V146H75ZM91 147V146H90ZM96 147V146H95ZM122 147V146H121ZM124 147V146H123ZM131 147V146H130ZM133 146V150H134ZM145 147V146H143ZM4 148V147H3ZM35 148V147H34ZM38 148V149H39ZM45 148V147H44ZM43 148V149H44ZM60 148V145H59ZM58 148V149H59ZM80 148V147H79ZM94 149V146L92 147ZM97 148V147H96ZM6 149V148H5ZM63 149V148H62ZM77 150V147L75 148ZM90 149V148H89ZM117 149V147H116ZM127 149V148H126ZM132 149V148H130ZM19 150V149H18ZM49 150V149H48ZM52 150V149H51ZM60 150V149H59ZM72 150V149H71ZM74 150V147H73ZM82 150V149H81ZM80 150V151H81ZM91 150V149H90ZM112 150V149H111ZM115 150V149H114ZM120 150V149H117ZM117 150L116 153H117ZM129 150V149H127ZM136 150V149H135ZM27 151V150H26ZM33 151V150H32ZM44 151V150H43ZM46 151V150H45ZM54 152L56 150H53ZM65 151V150H64ZM83 151V150H82ZM88 151V150H87ZM84 151V152H87ZM125 151V150H124ZM28 152V151H27ZM35 152V151H34ZM53 152V153H54ZM62 152V151H61ZM128 152V151H127ZM134 152V151H133ZM5 153V152H4ZM10 153V152H9ZM22 153V152H21ZM32 153V152H31ZM45 154V152H43ZM52 153V152H51ZM60 153V151H59ZM58 153V154H59ZM65 153V152H63ZM62 153V154H63ZM74 152H72L73 154ZM119 153V151H118ZM130 153V152H128ZM136 153V152H135ZM8 154V153H7ZM19 154V153H18ZM76 153H74L73 155H75ZM90 154V153H89ZM121 154V151H120ZM132 154V153H131ZM134 154V153H133ZM25 155V154H24ZM23 155V156H24ZM51 155V154H50ZM48 154V157L50 156ZM54 155V154H53ZM57 155V154H56ZM60 155V154H59ZM80 157L82 154H79ZM9 156V155H8ZM7 155L0 153V160H4V161H8L10 160L9 158L11 157V159H17V157H14L13 155L8 157ZM16 156V155H15ZM19 156V155H18ZM46 156V155H45ZM55 156V155H54ZM62 156V155H61ZM78 156V155H77ZM84 156V155H83ZM82 156V158H83ZM115 156V155H114ZM119 156V155H118ZM129 156V154H128ZM133 156V155H131ZM32 157V156H31ZM35 157V156H34ZM41 157V156H40ZM51 157V156H50ZM53 157V156H52ZM64 157V156H63ZM76 157V156H75ZM85 157V156H84ZM91 157V156H90ZM89 157V158H90ZM126 157V156H125ZM154 158L157 156H153ZM20 158V157H19ZM22 158V157H21ZM30 158V157H29ZM28 158V159H29ZM36 158V157H35ZM58 158V155H57ZM70 158V157H69ZM74 158V157H73ZM79 158V156H78ZM88 158V157H87ZM124 158V157H123ZM127 158V157H126ZM23 159V158H22ZM46 159V158H45ZM51 159V158H50ZM49 159V160H50ZM61 159V158H60ZM63 159V158H62ZM61 159V160H62ZM20 160V159H19ZM33 160V157H32ZM42 160V158H41ZM54 161H56V157L55 159H53ZM68 160V159H66ZM72 160V159H71ZM81 160V159H79ZM85 160V159H84ZM90 160V159H88ZM159 160V159H158ZM0 161V162H2ZM12 161V160H11ZM14 161V160H13ZM39 161V160H36ZM43 161V160H42ZM47 160H44V162H46ZM53 161V163H54ZM58 161V159H57ZM120 161V160H119ZM118 161V162H119ZM155 161V160H154ZM23 161H20V163ZM41 162V161H40ZM43 162V163H44ZM51 162V160H50ZM60 162V161H59ZM58 162V163H59ZM73 162V161H71ZM77 162V161H76ZM81 162V161H80ZM79 162V163H80ZM117 162V163H118ZM157 161H155V165H157L158 163H156ZM19 163V162H18ZM31 163V162H30ZM52 163V162H51ZM57 163V162H56ZM57 163V164H58ZM121 163V162H120ZM152 162H150L151 164ZM153 163V165H154ZM13 163H10L9 165H11ZM48 164V163H47ZM46 164V165H47ZM57 164H55V168L57 167ZM60 164V163H59ZM64 164V163H63ZM66 164V163H65ZM82 164V163H80ZM86 164V163H84ZM128 164V163H127ZM126 164V165H127ZM8 165V164H7ZM6 165V166H7ZM21 165V164H20ZM29 165V163H28ZM42 166H44L43 164H41ZM72 165V164H71ZM111 165H114L111 164ZM110 165V166H111ZM125 164H123V166H126ZM154 165V166H155ZM179 165V164H178ZM184 165V164H183ZM188 165V164H187ZM198 165V166H199ZM24 166V165H23ZM40 166V165H39ZM38 166V167H39ZM49 166V165H48ZM73 166V165H72ZM84 166V165H83ZM86 166V165H85ZM120 166V164L118 165ZM191 166V165H190ZM197 166V164H196ZM202 166V167H203ZM12 167V166H11ZM14 167V166H13ZM22 167V165H21ZM29 167V166H28ZM35 167V166H34ZM121 167H122V163H121ZM158 167V166H157ZM165 167V166H163ZM173 167V166H171ZM176 167V165H175ZM174 167V168H175ZM180 167V166H179ZM203 167V168H204ZM10 168V166H9ZM27 168V167H26ZM75 169V167H72ZM81 168V166L79 167ZM113 168V166H112ZM148 168V166H147ZM155 168V167H154ZM154 168L152 170H154ZM161 168V167H160ZM186 168V167H185ZM201 168V167H200ZM19 170V165L18 168H16ZM28 169V168H27ZM40 169V168H39ZM48 169V167H47ZM46 169V170H47ZM52 169V168H51ZM73 169V170H74ZM82 169V168H81ZM84 169V168H83ZM111 169V168H110ZM109 169V170H110ZM114 169H115V165H114ZM118 168H116L117 170ZM188 169V168H187ZM17 170V171H18ZM21 170V169H20ZM19 170V173H20ZM35 170V169H34ZM44 170V167H43ZM56 170V169H55ZM58 170V169H57ZM69 170V169H68ZM77 170V168H76ZM108 170V172H109ZM161 170V169H160ZM190 170V168H189ZM197 170V169H196ZM13 171V170H12ZM23 171V170H21ZM54 171V170H53ZM61 171V170H60ZM67 171V170H66ZM72 170H70L71 172ZM80 171V170H78ZM82 171V170H81ZM167 171H169L167 169ZM32 172V171H31ZM42 172V171H41ZM58 172V171H57ZM111 172V171H110ZM113 172V170H112ZM114 172H116L114 170ZM120 172V171H119ZM170 172V171H169ZM174 172V171H173ZM178 172V170L176 171V173ZM183 172V171H182ZM12 173V172H11ZM24 173V172H22ZM21 173V174H22ZM26 173V172H25ZM34 174V172H32ZM46 174V172H44ZM43 173V175H44ZM50 173V172H49ZM56 173V172H55ZM65 173V170L64 172ZM83 173V172H80ZM79 173V175H80ZM149 173V172H148ZM197 173V172H196ZM18 174V172L16 173ZM54 175V173H51ZM50 174V175H51ZM61 174V173H59ZM70 174V173H69ZM76 174V171H75ZM84 174H86L84 172ZM88 174V173H87ZM115 174V173H114ZM118 174V172H117ZM150 174V173H149ZM191 174V173H190ZM0 175L3 178L4 181V185L8 187V189L6 190V193L9 192V189L11 187H17L19 189H21L22 194L28 196L29 193L33 192L39 194L40 192L38 191V189L36 188L35 184L33 181H31L29 178L26 177H22V179H18L17 175L15 179H12L11 175L8 172L7 167H2L0 166ZM14 175V174H12ZM35 175V174H34ZM42 175V174H41ZM48 175V174H47ZM63 175V174H62ZM72 175V174H71ZM74 175V174H73ZM78 175V174H77ZM82 175V174H81ZM111 175V174H110ZM119 175V174H118ZM161 175V173H160ZM168 175V174H165ZM193 174H191L192 176ZM26 176V175H25ZM32 176V175H31ZM49 176V175H48ZM52 176V175H51ZM103 176V175H102ZM149 176V175H148ZM154 176V175H152ZM198 176V175H197ZM205 176V175H204ZM38 178V176H36ZM41 177V176H40ZM43 177V176H42ZM64 177V176H63ZM74 178L75 176H71V178ZM78 177V176H77ZM77 177L75 179H77ZM96 177V176H95ZM100 178V176H97ZM96 177V178H97ZM151 177V175L149 176ZM148 177V178H149ZM158 177V176H157ZM172 177V176H171ZM35 177H33L32 180L35 181L34 179ZM47 178V177H46ZM53 178V176H52ZM56 178V175H55ZM54 178V179H55ZM58 178V176H57ZM88 178V177H87ZM86 178V179H87ZM98 178V179H99ZM105 178V177H104ZM110 178V177H109ZM164 178V177H163ZM188 175L186 173H184V176H178L175 180L177 182V185L175 186V188L171 189L172 195L170 194L169 197H166L165 199V203L162 205L161 208V214L165 216L167 213H174L175 209L181 212L183 221L186 223H188L189 225V230H190V235L191 233L195 236V238L197 237L199 240H203L204 237L198 233V229L196 230L195 228H190L192 224H195L194 222L191 224L192 219L191 216L192 212L189 208L184 207L181 203L180 200L184 199L183 197L181 199H179L178 197H176L175 193H178L179 191H183L186 192L188 191L190 188L189 184H188ZM191 178V177H190ZM199 178V177H198ZM204 178V177H203ZM206 178V177H205ZM49 179V178H48ZM53 179V181H55ZM95 179V178H94ZM158 179V178H157ZM156 179V181H157ZM162 179V178H161ZM166 179V178H165ZM183 179L186 182H180ZM196 179V178H195ZM194 179V181H195ZM2 180V179H1ZM2 180V181H3ZM38 180V179H37ZM52 180V179H51ZM50 180V181H51ZM57 180V179H56ZM73 180V179H72ZM80 180V179H78ZM90 180V179H89ZM88 180V181H89ZM93 180V179H92ZM91 180V181H92ZM164 179H162L163 181ZM170 180V179H169ZM205 180V179H204ZM203 180V181H204ZM210 180V179H209ZM43 181V180H42ZM47 181V180H46ZM63 181V180H62ZM75 181V180H74ZM77 181V180H76ZM151 181V180H150ZM165 181V180H164ZM193 181V183H194ZM197 181V180H196ZM199 181V180H198ZM36 182V181H35ZM39 182V181H38ZM63 182H68V180H64ZM62 184H66L63 183ZM71 182V181H70ZM83 182V181H82ZM82 182H79L80 184ZM85 182V181H84ZM83 182V183H84ZM93 182V181H92ZM160 182V181H159ZM11 183V184H10ZM45 183V182H44ZM49 183V182H48ZM73 183V182H72ZM71 183V184H72ZM95 183V182H94ZM97 183V182H96ZM99 183V182H98ZM97 183V185H98ZM155 183V182H154ZM161 183V182H160ZM171 183V182H170ZM192 183V184H193ZM196 183V182H195ZM198 183V182H197ZM202 182H199V185H201ZM205 183V182H204ZM208 183V182H207ZM60 184V183H59ZM75 184V183H74ZM79 184V185H80ZM86 184V183H85ZM103 184V183H101ZM12 185V186H11ZM42 185V184H41ZM47 185V184H46ZM82 185V184H81ZM87 185V184H86ZM162 185H165L162 183ZM161 185V186H162ZM206 185V184H205ZM1 186V185H0ZM44 186V185H43ZM42 186V187H43ZM51 186V185H50ZM49 186V187H50ZM53 186V185H52ZM56 186V184H55ZM58 186V183H57ZM63 186V185H61ZM64 186V187H65ZM69 186V185H68ZM67 186V187H68ZM84 186V185H83ZM92 186V185H91ZM100 186V185H99ZM107 186V185H106ZM156 186V185H155ZM160 186V185H158ZM171 186V185H170ZM196 186V184H195ZM207 186V185H206ZM214 186V185H213ZM258 186H261V189L258 191V196L256 197V192H252L251 190L256 188H259ZM48 187V189H49ZM62 187V189L64 188ZM98 187V186H97ZM169 187V186H168ZM192 187V186H191ZM233 187V186H232ZM4 188V187H3ZM40 188V187H39ZM51 188V187H50ZM54 188V186H53ZM52 188V189H53ZM58 188V187H57ZM78 188V186H77ZM84 188V187H83ZM108 188V187H107ZM110 188V187H109ZM124 188V187H123ZM122 188V190H123ZM161 188V187H160ZM163 188V187H162ZM165 188V187H164ZM163 188V189H164ZM171 188V187H170ZM202 188H204L202 186ZM41 189V188H40ZM46 188V191L48 190ZM61 189V188H60ZM59 189V190H60ZM65 189V188H64ZM68 189V188H67ZM71 188L68 189V191ZM76 189V188H75ZM90 189V188H89ZM103 189V188H101ZM127 189V188H126ZM167 189V188H166ZM165 189V190H166ZM234 189V188H233ZM232 189V190H233ZM11 190V189H10ZM58 190V189H57ZM88 190V189H87ZM100 190V189H99ZM98 190V191H99ZM116 190V189H115ZM209 190V189H208ZM207 190V192H208ZM211 190V189H210ZM215 190V189H214ZM237 190V188H236ZM45 191V189H44ZM51 191V190H50ZM67 191V190H66ZM73 191V189L71 190ZM75 191V190H74ZM86 192V190H84ZM104 191V190H103ZM110 191V190H109ZM125 191V190H123ZM139 191V190H138ZM157 191V190H156ZM156 191H154L156 193ZM159 191V190H158ZM157 191V192H158ZM167 191V190H166ZM191 191V190H190ZM189 191V192H190ZM194 191V190H193ZM197 191V189L195 190ZM199 191V190H198ZM65 192V191H64ZM70 192V191H69ZM89 192V191H88ZM100 192V191H99ZM118 192V191H117ZM115 192V195L116 193ZM121 192V191H120ZM149 192V191H148ZM152 192V191H151ZM152 192V193H154ZM163 192V191H161ZM188 192V193H189ZM216 193V191H214ZM229 192V191H228ZM238 192V191H237ZM11 193V192H10ZM26 193V194H25ZM68 193V192H67ZM129 193V192H128ZM142 193V191H141ZM159 193V192H158ZM182 193V192H181ZM197 193V192H196ZM225 193V192H224ZM12 194V193H11ZM16 194V193H15ZM32 194V193H31ZM45 194V193H44ZM48 194V193H47ZM69 194V193H68ZM74 194V193H72ZM113 194V193H112ZM121 194V193H120ZM123 194H125L123 192ZM122 194V195H123ZM132 194L131 192L129 193V195ZM164 194V193H163ZM162 194V195H163ZM174 194V195H173ZM186 194V193H185ZM194 194V193H193ZM240 194V193H239ZM242 194V193H241ZM42 194H40L41 196ZM78 195V194H77ZM110 195V194H107ZM128 195V194H127ZM149 195V194H148ZM152 195V194H151ZM154 195V194H153ZM159 195V194H158ZM161 195V196H162ZM168 195V194H167ZM215 195V194H214ZM236 194H234L235 196ZM38 196V195H37ZM46 196V195H45ZM112 196V195H111ZM124 196V195H123ZM126 196V195H125ZM132 196V195H131ZM144 196V195H143ZM155 196V195H154ZM197 196V195H196ZM219 196V195H218ZM21 197V195L19 196V198ZM73 197V195H72ZM118 197V196H117ZM116 197V199L118 200V198ZM133 197V196H132ZM146 197V196H144ZM150 197V195H149ZM159 197V196H158ZM191 197V196H190ZM18 198V199H19ZM38 197H36L35 199L37 200ZM122 198V196H121ZM160 198V197H159ZM192 198V197H191ZM194 198V197H193ZM192 198V199H193ZM197 198V197H196ZM220 198L221 197H217ZM227 198V197H226ZM239 198V197H238ZM14 199V198H12ZM11 199V200H12ZM27 199V198H26ZM39 199V198H38ZM41 199V198H40ZM43 199H44V195H43ZM109 199V198H108ZM163 198H160V200ZM191 199V200H192ZM228 199V198H227ZM226 199V200H227ZM237 199V198H236ZM115 200V198H114ZM120 200V199H119ZM124 200V199H123ZM122 200V201H123ZM129 200V199H128ZM153 200V198H152ZM158 200V199H157ZM185 200V199H184ZM183 200L182 203L186 202ZM196 200V199H195ZM194 200V201H195ZM202 200V199H201ZM219 200V199H218ZM239 200V199H238ZM0 201H1V208L2 211L4 212V216L5 217H14L15 219H17V212H16V207L15 204H10L8 202V199L6 198H1L0 197ZM13 201V200H12ZM21 201V200H19ZM27 201V200H26ZM31 201V200H29ZM28 201V202H29ZM38 201V200H37ZM121 201V203H122ZM138 201V200H137ZM154 201V200H153ZM151 201V203L153 202ZM159 201V200H158ZM182 201V200H181ZM230 201V200H229ZM27 202V203H28ZM39 202V201H38ZM37 204H40V209L42 210V208L44 207V200H40V202ZM58 201H56L57 203ZM61 202V201H59ZM128 202V201H127ZM139 202V201H138ZM137 202V204H139ZM155 202V201H154ZM191 202V201H190ZM197 202H199L197 200ZM202 202V201H201ZM222 202V201H221ZM20 203V202H19ZM24 203V202H23ZM35 203V202H34ZM35 203V204H36ZM192 203V202H191ZM213 203V202H212ZM231 203V201H230ZM25 204V203H24ZM31 204V202H30ZM58 204V203H57ZM119 204V203H118ZM143 204V202H142ZM148 204V203H147ZM202 204V203H200ZM29 205V203H28ZM47 205V204H46ZM45 205V206H46ZM50 205V204H49ZM56 205V204H53ZM64 205H67L66 203ZM121 205V204H120ZM126 205V204H125ZM124 205V206H125ZM158 205V204H157ZM156 205V207H157ZM182 205V207H181ZM198 205V204H197ZM196 205V206H197ZM52 206V205H51ZM50 206V207H51ZM58 206V205H57ZM60 206V204H59ZM58 206V207H59ZM63 206V205H62ZM128 206V205H127ZM140 206V204H139ZM148 206V205H147ZM152 206V204H151ZM160 206V205H159ZM190 206V205H189ZM207 206V205H206ZM19 207V206H18ZM23 207V206H22ZM191 207H193L191 205ZM204 207V206H203ZM0 208V209H1ZM53 208V207H51ZM64 208V207H63ZM130 208V207H129ZM128 208V209H129ZM142 208V207H141ZM148 208V207H147ZM146 208V209H147ZM195 208V207H194ZM237 208V206H236ZM239 208V207H238ZM19 209V208H18ZM49 209V207H48ZM124 209V208H123ZM131 209V208H130ZM138 209V208H137ZM149 209V208H148ZM147 209V211H148ZM157 209V208H155ZM51 210V209H49ZM127 210V209H125ZM124 210V211H125ZM151 210V207H150ZM153 210V209H152ZM219 210H222V212L220 213ZM233 210L234 206H233ZM44 211V210H43ZM104 211V210H103ZM131 211V210H130ZM145 211V208H144ZM156 211V210H155ZM159 211V210H158ZM177 211V212H178ZM203 211V212H202ZM47 212V211H46ZM53 212V211H51ZM62 212V211H61ZM60 212V213H61ZM118 212V211H117ZM157 212V211H156ZM31 213V211H30ZM38 213H44L41 211H34V216L35 214ZM63 213V212H62ZM115 213V212H114ZM131 213V212H130ZM155 213V212H154ZM54 214V213H52ZM123 214V213H122ZM129 214V213H128ZM153 214V213H152ZM29 216V214H27ZM47 215V214H46ZM66 215V213H65ZM63 215V216H65ZM131 215V214H130ZM137 215V214H136ZM147 215V214H146ZM3 216V217H4ZM54 216V215H53ZM59 216V215H58ZM57 214L55 217H58ZM129 216V215H128ZM139 216L140 219L138 218ZM137 216V219H139V221L143 218L142 214ZM144 216V215H143ZM155 216V215H154ZM153 216V217H154ZM157 216V215H156ZM155 216V217H156ZM2 217V218H3ZM41 217V216H40ZM42 217L44 218V215H42ZM50 217L52 218V215L50 213ZM66 217V216H65ZM105 217V216H104ZM118 217H121L120 215ZM125 217V216H124ZM134 217V216H133ZM154 217V218H155ZM179 217V216H178ZM64 218V217H62ZM128 218V217H127ZM150 218V217H149ZM161 218V217H160ZM175 218V216H174ZM31 218H29L30 220ZM35 219H37V217H35ZM54 219V218H53ZM50 219V220H53ZM56 219V218H55ZM58 219V218H57ZM102 219V218H100ZM119 219V218H118ZM122 219V218H121ZM120 219V222L123 220ZM126 219V217H125ZM124 219V220H125ZM152 219V218H151ZM181 219V218H179ZM194 219V217H193ZM46 220V224L48 223V221L50 222L49 219L45 218ZM105 220V219H104ZM103 220V221H104ZM124 220L122 222H124ZM143 220V219H142ZM156 220V219H155ZM158 220V219H157ZM177 220V219H176ZM26 221V220H25ZM28 221V220H27ZM26 221V223H27ZM31 221V220H30ZM34 221V220H33ZM37 221L39 222V220L37 219ZM56 221V220H55ZM59 221V220H58ZM63 221V220H62ZM126 221V220H125ZM146 221V220H145ZM159 221V220H158ZM175 223V220H173ZM20 224H22V221H19ZM40 222H41V218H40ZM39 222V223H40ZM133 222V221H131ZM138 223V221H135V223ZM179 222V221H178ZM177 222V223H178ZM183 222V223H184ZM33 223V222H32ZM35 223V222H34ZM130 223V221H129ZM160 223V222H158ZM170 223V222H169ZM181 223V224H183ZM197 223V221H196ZM31 224V223H30ZM104 224V223H103ZM132 224V223H131ZM139 224V223H138ZM29 225V224H28ZM44 225V224H43ZM59 225V224H57ZM107 225V224H106ZM123 225V224H122ZM121 225V226H122ZM140 225V224H139ZM148 225V223H147ZM153 225V224H152ZM184 225V224H183ZM182 225V227H183ZM25 226V225H24ZM32 225H30L31 227ZM51 224L49 226V228H51ZM54 226V225H53ZM66 226V225H65ZM100 226V225H99ZM102 226V225H101ZM119 226V225H118ZM132 226V225H131ZM134 226V225H133ZM138 226V225H137ZM135 225V227H137ZM161 226V225H160ZM171 226V225H169ZM175 228V225H173ZM177 226V225H176ZM192 226V227H193ZM27 227V226H26ZM29 227V226H28ZM46 227H48L46 225ZM45 227V228H46ZM58 227V226H56ZM61 227V226H60ZM103 227V226H102ZM124 227V226H123ZM168 227V226H167ZM180 226H178L177 228L179 229ZM43 228V227H41ZM67 228V227H66ZM104 228V227H103ZM116 228V226H115ZM133 228V227H132ZM139 228H143L139 227ZM148 228V227H147ZM146 228V230H147ZM154 228V227H153ZM166 227L164 226V228H161V230L165 229ZM181 228V227H180ZM25 229V228H24ZM44 229V228H43ZM47 229V228H46ZM117 229V228H116ZM120 229H123L122 227ZM128 229V228H127ZM134 229V228H133ZM137 229V228H136ZM145 229V227L143 228ZM152 229V228H151ZM158 229V228H156ZM168 229V228H167ZM170 229V227H169ZM172 229V227H171ZM184 229V227H183ZM186 229V228H185ZM56 230L57 229H53ZM175 230V229H174ZM180 230V229H179ZM62 231V230H61ZM60 231V232H61ZM65 231V230H64ZM97 231V229L95 230ZM99 231V230H98ZM108 231H110L108 229ZM122 231V230H121ZM125 231V230H124ZM129 231V230H128ZM158 231V230H157ZM170 231V230H168ZM172 231V230H171ZM201 231V229H200ZM63 232V231H62ZM61 232V233H62ZM101 232V231H100ZM103 232V231H102ZM107 232V231H106ZM114 233H116L115 231H113ZM156 232V230H155ZM154 232V233H155ZM175 232V231H174ZM182 232V231H181ZM188 232V231H187ZM65 233V232H64ZM110 233V232H109ZM118 233V232H117ZM116 233V234H117ZM121 233V232H120ZM119 233V234H120ZM125 234L127 233L126 231L124 232ZM123 233V234H124ZM149 232H146V234ZM151 233V232H150ZM164 233V232H163ZM177 233V232H176ZM180 233V231H179ZM104 235L106 234L105 232L103 233ZM108 234V233H107ZM112 234V233H111ZM153 234V232H152ZM162 234V233H161ZM160 234V236H161ZM165 234V233H164ZM175 234V233H173ZM186 234V233H185ZM102 235V234H101ZM102 235V236H104ZM121 235V234H120ZM128 235V234H127ZM130 235V234H129ZM170 236V234H168ZM167 235V237H169ZM189 235V234H187ZM186 235V236H187ZM112 236L111 238H113V241H116L117 238L119 237L118 235H110ZM125 236V235H123ZM122 236V237H123ZM151 236V234H150ZM166 236V234H165ZM177 236V235H176ZM174 237L171 242H168L164 245V251H169V246H173V248L175 247V252L179 255V257L181 255H183L184 253L188 255H190L188 252V250H186V245L184 247H182V245H180L179 241H180V236L179 237ZM99 237V236H98ZM121 237V238H122ZM128 237V236H127ZM135 237V236H134ZM152 237V236H151ZM162 237V236H161ZM129 238V237H128ZM141 238V237H140ZM145 238V237H144ZM148 238V237H147ZM160 238V237H157ZM170 238V237H169ZM196 238V239H197ZM206 238V237H205ZM124 239V238H122ZM121 239V240H122ZM130 239V238H129ZM143 239V237H142ZM154 240V238H152ZM162 239V238H161ZM164 239V238H163ZM166 239V237H165ZM164 239V240H165ZM183 239V238H182ZM195 239V241H196ZM208 239V238H207ZM101 240H103L101 238ZM126 240V238H125ZM124 240V241H125ZM128 240V239H127ZM133 240V239H131ZM139 240V239H138ZM147 240V239H146ZM186 240V239H183ZM192 240H194L192 238ZM191 240V241H192ZM118 241V240H117ZM115 242L118 244V242ZM145 241V240H144ZM143 241V243H144ZM150 241V240H149ZM156 241V240H155ZM163 241V240H162ZM161 241V242H162ZM187 241V240H186ZM128 242V241H127ZM146 242V241H145ZM148 242V241H147ZM164 242V241H163ZM162 242V243H163ZM166 242V241H165ZM198 242V241H197ZM204 242V241H203ZM232 242V246L230 248L227 247V243ZM76 243V242H75ZM103 243H106V241H103ZM139 243V242H138ZM153 243V242H152ZM156 243V242H154ZM160 243V242H158ZM189 244H191L188 241ZM208 243V242H207ZM125 244V243H124ZM145 244V243H144ZM186 244V243H184ZM199 244V243H198ZM198 244H196L198 246ZM206 244V243H203ZM213 244V243H212ZM63 245V244H62ZM78 245V244H77ZM96 245V244H95ZM100 245V243H99ZM105 245V244H103ZM110 245V243H109ZM121 245V243H120ZM129 245V244H128ZM127 245V246H128ZM160 245V244H158ZM195 245V244H194ZM210 245V244H208ZM57 246V245H56ZM60 246V245H59ZM65 246V245H64ZM107 247V244L105 245ZM114 246V245H113ZM126 246V245H125ZM124 246V248L126 249V247ZM152 246V245H150ZM161 246V245H160ZM54 247V246H53ZM63 247V246H62ZM61 247V249H62ZM96 248H98L97 246H95ZM101 247V246H100ZM104 247V246H103ZM105 247V248H106ZM112 247V245H111ZM123 247V245H122ZM134 247V246H133ZM192 247V246H191ZM195 247V246H193ZM200 247V246H199ZM209 247V246H208ZM74 248V247H73ZM76 248V247H75ZM115 248V247H114ZM187 248H189L187 246ZM206 248V247H205ZM54 249V248H53ZM52 249V250H53ZM65 249V248H63ZM102 249V247L100 248ZM113 249V247H112ZM194 249V248H193ZM199 249V248H198ZM209 249V248H208ZM207 249V250H208ZM74 250V249H73ZM108 250V249H107ZM120 250V249H119ZM134 250V249H132ZM137 250V249H136ZM173 250V249H171ZM170 250V251H171ZM205 250V249H204ZM62 251V250H61ZM68 251V248H67ZM102 251V250H101ZM105 251V250H103ZM117 251V250H116ZM113 250V252H116ZM170 251L168 252L169 256H170ZM214 251V250H212ZM53 252V251H52ZM55 252V251H54ZM53 252V253H54ZM66 251L64 250V253ZM110 252V251H109ZM124 252V251H123ZM139 252V251H138ZM159 253V251H157ZM162 252V251H161ZM197 252V251H196ZM218 252V251H217ZM217 252H214L213 254H216ZM46 253V251H45ZM50 253V252H49ZM59 253V252H57ZM111 253V252H110ZM120 253V252H119ZM129 253L132 255V257L135 258H140V254L139 253H133L131 250H129ZM166 253V252H164ZM172 253V252H171ZM201 253V252H200ZM211 253V252H210ZM209 253V254H210ZM221 253V252H218ZM223 254V255H226ZM43 254V253H41ZM48 254V252H47ZM55 254V253H54ZM84 254V253H83ZM128 254V252L126 253ZM124 254V255H126ZM167 254V253H166ZM197 254V253H196ZM208 256L210 257V254ZM103 255V254H102ZM134 255V256H133ZM143 255V254H142ZM175 254H172V258ZM59 256V254H58ZM115 256V255H114ZM130 256V255H129ZM168 256V258H169ZM201 256V255H199ZM47 257V256H46ZM65 257V256H64ZM101 257V256H99ZM104 257V256H102ZM119 257V255H118ZM126 257V256H125ZM124 257V258H125ZM128 257V256H127ZM131 257V258H132ZM194 257V255H193ZM116 258V257H115ZM120 258V257H119ZM134 258V259H135ZM142 260L143 256H141ZM150 258V257H148ZM166 258V256H165ZM171 258V259H172ZM181 259H179L180 261L183 259L182 256L180 257ZM188 258V257H187ZM47 259V258H45ZM51 259V258H50ZM56 259V258H55ZM54 259V260H55ZM60 259V258H59ZM103 259V258H100ZM117 259V258H116ZM121 259V258H120ZM133 259V260H134ZM176 259V257H175ZM189 259V258H188ZM195 259V257H194ZM207 259V258H206ZM209 259V258H208ZM57 260V259H56ZM65 260V259H64ZM122 260V259H121ZM126 260V258H125ZM140 260V259H138ZM151 260V259H150ZM178 260V259H177ZM174 260V261H177ZM179 260L177 262H179ZM193 260V258L191 259V261ZM200 260V259H199ZM202 260V259H201ZM60 261V260H59ZM99 261V260H98ZM182 261H185L184 259ZM190 261V260H188ZM55 262V261H54ZM118 262V261H117ZM134 262V261H133ZM136 262V260H135ZM141 262V261H140ZM143 262V261H142ZM141 262V263H142ZM145 262V261H144ZM143 262V263H144ZM147 262V261H146ZM150 262V261H149ZM168 262V261H167ZM166 262V263H167ZM170 262V260H169ZM173 262V259H172ZM172 262H170L172 264ZM202 263V261H199V263ZM212 262V263H213ZM33 263V261H32ZM57 263V262H56ZM69 263V262H68ZM102 263V262H101ZM107 263V262H106ZM175 263V262H174ZM189 263V262H188ZM198 263L195 260V264ZM211 263V262H210ZM24 264V263H23ZM26 264V263H25ZM29 264L30 260H29ZM42 264V263H41ZM48 264V263H47ZM53 264V263H52ZM63 264V263H62ZM78 264V263H77ZM103 264V263H102ZM110 264V263H109ZM133 264V263H131ZM138 264V263H137ZM146 264V263H145ZM152 264V263H151ZM169 264V263H168ZM178 264V263H177ZM190 264V263H189ZM203 264V263H202Z\"/></svg>", "mask_w": 264, "mask_h": 264}]
</instances>
